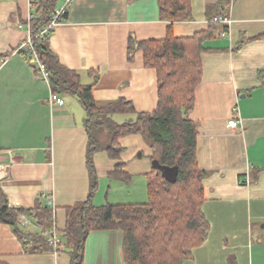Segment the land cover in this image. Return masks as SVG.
Returning a JSON list of instances; mask_svg holds the SVG:
<instances>
[{
    "label": "crops",
    "instance_id": "1",
    "mask_svg": "<svg viewBox=\"0 0 264 264\" xmlns=\"http://www.w3.org/2000/svg\"><path fill=\"white\" fill-rule=\"evenodd\" d=\"M190 4L192 21L171 25L176 37L206 30L209 19L223 14L231 23L204 43L201 82L189 115L197 126L196 161L205 174L202 212L209 232L183 264H264V85L258 78L264 74V39L239 46L242 39L264 35V0H237L224 13L218 0ZM30 15V0H0V60H5L0 65V188L10 208L48 207L61 237L65 209L85 202L90 192L86 114L72 95H57L63 104L49 105L48 83L20 55L29 37ZM168 26L159 18L156 0H71L49 48L63 67L79 76L81 85L91 84L97 75L92 88L96 103L124 99L137 114L152 113L158 101L156 72L144 66L140 51L129 59L127 43L129 37L162 40ZM117 116L126 119L117 123ZM132 119L112 116L117 124ZM230 120H239L237 128H229ZM119 144L118 160L104 152L92 156L94 206L148 200L151 150L139 134L124 136ZM117 164L130 176L127 183L109 177ZM29 230L39 228L33 223ZM122 241L121 231L90 233L83 264H124ZM69 260L67 250L25 252L11 228L0 223L1 264Z\"/></svg>",
    "mask_w": 264,
    "mask_h": 264
},
{
    "label": "trees",
    "instance_id": "2",
    "mask_svg": "<svg viewBox=\"0 0 264 264\" xmlns=\"http://www.w3.org/2000/svg\"><path fill=\"white\" fill-rule=\"evenodd\" d=\"M59 1H35L34 11L26 23L32 51L21 49L20 55L38 71L31 57L34 53L44 68L50 92L56 96L77 97L86 114L90 192L85 202L65 209L61 252L67 250L69 264H83L88 235L95 231L116 230L123 234L124 264H183L192 250L205 242L209 232V223L202 212L205 174L198 169L196 161L197 126L189 115L193 110L195 89L201 82L204 43L219 37L226 27L209 19L206 30L190 37H176L171 25L192 21L190 0H156L160 20L170 24L165 38L138 42L129 37L127 43L128 58L137 51L142 52L144 66L155 70L157 76L156 110L137 114L131 102L124 99L96 103L92 88L97 75L91 84L83 86L79 76L63 67L51 52L49 38L53 29L43 35L40 32L49 26ZM235 1L218 0V6L224 13ZM66 19L67 11L61 15L62 22ZM256 39H264V35L242 39L239 46ZM258 78L264 85V74L260 73ZM114 115H131L133 119L117 124L112 120ZM131 134L144 138L151 150V162H157L147 174V202L94 206L92 196L97 183L92 156L104 152L110 160H118L122 152L119 140ZM122 167L117 164L109 177L127 183L130 176ZM48 209L40 203L31 210L10 208L0 188V223L11 228L27 253L53 251L48 231L55 226ZM20 215L27 216L39 231L22 228Z\"/></svg>",
    "mask_w": 264,
    "mask_h": 264
},
{
    "label": "built area",
    "instance_id": "3",
    "mask_svg": "<svg viewBox=\"0 0 264 264\" xmlns=\"http://www.w3.org/2000/svg\"><path fill=\"white\" fill-rule=\"evenodd\" d=\"M36 0H30L31 3V13L34 11V3ZM71 0H66L64 5L61 6L60 8H56L53 11L52 14V19L51 22L49 24L48 27L44 28L43 30H41L40 35H43L45 32L49 31V30H54V28L62 23L61 21V15L64 14L67 11V8L70 4ZM31 16V15H30ZM29 16V18H30ZM213 23H217V24H221L224 25L226 27H229L231 20L228 17L225 16H218L212 19ZM222 36H224V34H222ZM20 49H27L32 51V43H31V37L29 35L28 40L20 47ZM31 57L34 59L37 68H38V73L41 75V77L47 82V77H46V73L44 71L43 66L38 63V61L36 60V57L34 55V53H31ZM5 60H0V65H2L4 63ZM48 104L49 105H62L63 104V100L60 99L58 96L50 93L49 98H48ZM239 123V120H230L228 122V126L231 129L237 128ZM19 224L22 228L24 229H29L31 227H33V223L32 221L27 218L24 215H20L19 216ZM48 236L50 238V244L53 247V252L56 254L59 250H61V240L60 237L57 234V231L54 227H52L49 231H48Z\"/></svg>",
    "mask_w": 264,
    "mask_h": 264
},
{
    "label": "rangeland",
    "instance_id": "4",
    "mask_svg": "<svg viewBox=\"0 0 264 264\" xmlns=\"http://www.w3.org/2000/svg\"><path fill=\"white\" fill-rule=\"evenodd\" d=\"M237 1V0H236ZM126 119V117H119V116H117V117H114V121L115 122H117V123H121V122H123V120H125Z\"/></svg>",
    "mask_w": 264,
    "mask_h": 264
},
{
    "label": "water",
    "instance_id": "5",
    "mask_svg": "<svg viewBox=\"0 0 264 264\" xmlns=\"http://www.w3.org/2000/svg\"><path fill=\"white\" fill-rule=\"evenodd\" d=\"M151 165L152 166H157V162L156 161H152L151 162ZM172 170H170V172H171ZM261 229H263L264 230V225H261Z\"/></svg>",
    "mask_w": 264,
    "mask_h": 264
}]
</instances>
